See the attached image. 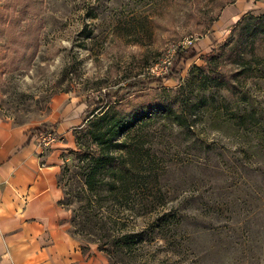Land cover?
<instances>
[{
	"label": "rangeland",
	"instance_id": "1",
	"mask_svg": "<svg viewBox=\"0 0 264 264\" xmlns=\"http://www.w3.org/2000/svg\"><path fill=\"white\" fill-rule=\"evenodd\" d=\"M241 1L0 0V117L27 126L39 145L37 137L46 132H52L55 141L69 142L58 175L63 191L79 178L77 157L71 151L87 147L91 121L103 105L122 113L159 102L160 95L173 98L172 91L184 85L192 66L206 64L213 55L219 54L210 67L220 70L228 90L199 91L192 83L179 95L193 103L204 97L221 106L225 116L246 105L264 115V34L253 38L244 60L231 54L234 40H229L239 27L232 29L234 23L243 16L247 21L250 14L261 15L264 21V0ZM188 40L190 47L176 54ZM248 66L249 75L241 74ZM59 106L80 110L66 134L53 129ZM214 108L187 107L186 116L197 118L189 129L162 118L138 128L139 155L151 166L150 184L166 200L162 209L191 196L201 197L200 203L210 193L215 196L229 187L236 191L239 180L252 182L243 175L246 171L259 174L257 178L264 174V154L260 163L245 164L250 157L236 151L239 140L227 126L214 123ZM237 162L249 170L236 169ZM190 203L185 212L198 214V225L187 224L188 231L217 224L212 211L197 207V201ZM77 206L71 204L73 209ZM201 234L197 259L210 264L204 249L222 236ZM261 236L255 264H264ZM238 256L234 249L224 258L231 262ZM214 257L213 252L210 258ZM185 259L190 264L196 257L189 254Z\"/></svg>",
	"mask_w": 264,
	"mask_h": 264
},
{
	"label": "trees",
	"instance_id": "2",
	"mask_svg": "<svg viewBox=\"0 0 264 264\" xmlns=\"http://www.w3.org/2000/svg\"><path fill=\"white\" fill-rule=\"evenodd\" d=\"M244 18L234 23L232 29L239 27L235 37L229 39L234 40L231 54L238 60L245 59L243 54L251 46L253 38L264 34L261 15L250 14L248 18L256 22L243 21ZM189 47L190 43L181 45L176 54L184 53ZM191 51L195 54L194 49ZM217 56L219 54L211 56L204 65L192 66L184 85L193 83L199 91L212 88L228 90L220 70L210 67L211 59ZM250 69L248 66L247 72L243 70L241 74L249 75ZM194 72L198 74L193 77ZM184 85L180 84L172 91L173 98L160 95L159 102L134 106L131 112L114 113L103 105L91 121L87 147L71 151L77 157L79 178L70 181L59 202L72 211L71 234L83 244L95 243L112 264H187L184 261L189 254L196 257L190 264H201L197 259L199 250L196 244L201 233L222 236L209 241L204 249L210 264L256 263L261 235H264V174L257 178L259 174L246 171L243 175L249 176L252 182L239 180L234 186L238 192L230 190V187L229 191L219 189L223 192L215 196L210 193L200 203L201 197L191 196L165 209H162V205H166L165 198L150 184L151 166L139 155L142 146L135 140L138 128L162 118L189 129L197 118L196 114L194 117L190 113L186 116L187 107L215 106L212 114L214 123L227 126L238 138L236 151L250 157L245 164L260 163L258 159L264 154V115L253 106L246 105L230 109L225 116L221 106L204 97L194 103L181 97L179 91ZM243 164L237 162L235 168L249 170ZM58 181H61L59 176ZM191 200L199 203L197 207L201 205L203 209L212 211L211 217L217 224L202 225L188 231L187 224L198 225V214L185 212ZM73 202L78 203L75 209L71 208ZM234 249L239 256L229 262L224 258L225 254ZM213 252L214 260L210 258ZM173 257L179 260L175 261Z\"/></svg>",
	"mask_w": 264,
	"mask_h": 264
},
{
	"label": "crops",
	"instance_id": "3",
	"mask_svg": "<svg viewBox=\"0 0 264 264\" xmlns=\"http://www.w3.org/2000/svg\"><path fill=\"white\" fill-rule=\"evenodd\" d=\"M61 107L53 129L66 134L80 110ZM68 147L55 141L44 148L27 126L0 117V264H112L95 244L84 246L70 232L58 183Z\"/></svg>",
	"mask_w": 264,
	"mask_h": 264
},
{
	"label": "built area",
	"instance_id": "4",
	"mask_svg": "<svg viewBox=\"0 0 264 264\" xmlns=\"http://www.w3.org/2000/svg\"><path fill=\"white\" fill-rule=\"evenodd\" d=\"M187 43H191V40H188ZM37 140L42 146H47L51 144L53 141H55V137L52 132H46L38 136Z\"/></svg>",
	"mask_w": 264,
	"mask_h": 264
}]
</instances>
